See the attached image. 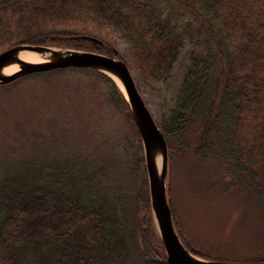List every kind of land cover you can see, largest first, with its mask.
<instances>
[{"label":"trees","instance_id":"trees-1","mask_svg":"<svg viewBox=\"0 0 264 264\" xmlns=\"http://www.w3.org/2000/svg\"><path fill=\"white\" fill-rule=\"evenodd\" d=\"M18 44L114 56L146 84L165 83L187 45L176 92L156 120L168 156L187 150L203 160L213 156L225 188L240 187L264 203V0H0V52ZM65 70L105 81L110 102L132 127L124 148L130 158L110 149L90 157L81 148L61 156L52 136L29 153L19 141L5 148L0 264H169L127 100L94 69L26 75ZM127 174L132 182H122ZM170 210L183 245L216 259L185 240ZM231 262L264 264V254Z\"/></svg>","mask_w":264,"mask_h":264},{"label":"rangeland","instance_id":"rangeland-1","mask_svg":"<svg viewBox=\"0 0 264 264\" xmlns=\"http://www.w3.org/2000/svg\"><path fill=\"white\" fill-rule=\"evenodd\" d=\"M126 48L121 42L120 49ZM188 48L180 49L165 83H143L131 69L155 120L162 103L176 92ZM108 92L101 77L76 70L25 75L0 86V155L17 141L29 153L32 145L40 147L46 136H52L55 153L61 156L81 148L90 157L110 149L123 150L130 158L124 148L133 141L132 127L110 102ZM127 175L122 182H132ZM225 187L215 157L203 160L191 150L168 156L167 199L185 240L220 261L264 254V203L249 198L240 187Z\"/></svg>","mask_w":264,"mask_h":264},{"label":"water","instance_id":"water-1","mask_svg":"<svg viewBox=\"0 0 264 264\" xmlns=\"http://www.w3.org/2000/svg\"><path fill=\"white\" fill-rule=\"evenodd\" d=\"M23 50H51L54 55L48 61L30 63L18 57V54ZM55 50L59 51L56 52ZM15 61L19 64L16 70L6 74L1 72L6 64ZM67 67L94 69L104 73L113 80L110 75L111 73L119 79L123 86L124 92L120 90L130 106L133 120L143 146L151 211L156 229L164 246L167 262L169 264H241L196 256L181 242L173 225L166 194L167 143L150 109L141 96L131 70L125 61L114 56L92 51L18 44L0 52V83L11 82L26 74ZM156 150L161 151L160 170L156 168L154 163V152Z\"/></svg>","mask_w":264,"mask_h":264},{"label":"bare ground","instance_id":"bare-ground-1","mask_svg":"<svg viewBox=\"0 0 264 264\" xmlns=\"http://www.w3.org/2000/svg\"><path fill=\"white\" fill-rule=\"evenodd\" d=\"M55 51L57 52L59 50H55ZM53 55L54 53L51 50H43V51L23 50L18 54V57L30 63H38V62L48 61ZM18 67H19V64L16 61L11 62V63L6 64L2 68L1 72L4 74L10 73L16 70ZM110 75L115 81V83H117L120 89L124 92L123 86L121 85L119 79L111 73ZM154 163H155L156 168L160 170V165H161V151L160 150H156V152H154Z\"/></svg>","mask_w":264,"mask_h":264}]
</instances>
